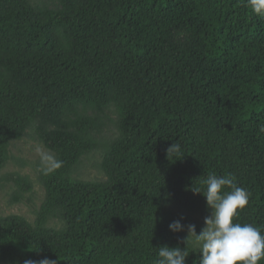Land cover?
<instances>
[{
    "label": "trees",
    "instance_id": "obj_1",
    "mask_svg": "<svg viewBox=\"0 0 264 264\" xmlns=\"http://www.w3.org/2000/svg\"><path fill=\"white\" fill-rule=\"evenodd\" d=\"M51 2L0 0V174L30 129L55 158L34 222L0 218V264H153L203 229L192 188L209 173H231L251 194L236 222L264 228V16L247 0ZM99 150L106 180L73 178ZM12 180L20 203L31 184Z\"/></svg>",
    "mask_w": 264,
    "mask_h": 264
},
{
    "label": "clouds",
    "instance_id": "obj_2",
    "mask_svg": "<svg viewBox=\"0 0 264 264\" xmlns=\"http://www.w3.org/2000/svg\"><path fill=\"white\" fill-rule=\"evenodd\" d=\"M247 3L255 13L264 16V0H247ZM259 132L264 133V126L260 127ZM181 154L179 142H174L167 149L170 161ZM201 183L203 187L194 186L192 191L203 194L211 209V215L205 217L206 226L197 234L195 225H187L188 237L184 241L187 247H159L153 264H186L188 245L193 237L201 254L199 264H264V228L236 222L248 205L251 194L235 182L231 173H209ZM226 188L230 191H225ZM169 228L173 232L185 230L179 220L170 223ZM24 264L58 262L45 257L39 261L26 259Z\"/></svg>",
    "mask_w": 264,
    "mask_h": 264
},
{
    "label": "rangeland",
    "instance_id": "obj_3",
    "mask_svg": "<svg viewBox=\"0 0 264 264\" xmlns=\"http://www.w3.org/2000/svg\"><path fill=\"white\" fill-rule=\"evenodd\" d=\"M36 2L53 4L51 0H36ZM111 117L113 121L117 119L116 115H111ZM110 125L108 136L114 137L117 131L113 128L112 124ZM10 148L11 159L0 174V218L10 215H20L33 223L35 219L34 211L40 208L45 197V190L38 179L39 172L43 169L50 170L55 163V158L37 140L33 129H30L21 141L14 142ZM101 162L102 152L100 150L84 157L73 178L81 181L104 182L106 177L100 168ZM17 175L26 177L31 184L32 190L24 195L22 202L13 203L12 195L17 187L12 177H16ZM183 214L186 213L183 212ZM210 215L211 213H205L203 215L191 216L198 219L201 223L200 225L204 228L206 226L205 217ZM50 227L59 229L63 227V224L58 220H54L50 223ZM191 240L195 245L194 237ZM195 247L198 249L196 245Z\"/></svg>",
    "mask_w": 264,
    "mask_h": 264
}]
</instances>
